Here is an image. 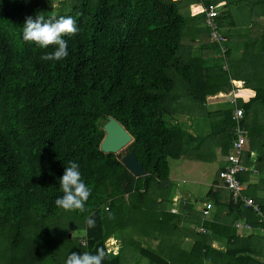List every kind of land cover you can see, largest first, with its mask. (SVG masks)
I'll use <instances>...</instances> for the list:
<instances>
[{
  "label": "trees",
  "instance_id": "16d2710c",
  "mask_svg": "<svg viewBox=\"0 0 264 264\" xmlns=\"http://www.w3.org/2000/svg\"><path fill=\"white\" fill-rule=\"evenodd\" d=\"M217 3L201 1V21L203 7L212 4L220 9ZM224 13L221 10L218 25ZM37 14L45 19L52 15L75 19L78 34L64 37L69 53L66 59L44 61L41 56L55 48L43 49L23 40L26 17ZM183 28L184 19L172 0H62L57 10L50 0H0V234L7 238L8 264H56L50 230L43 227V221L61 210L55 200L63 195L59 179L69 161L79 164L82 179L91 188L85 205L88 210L71 212L82 222L79 228L83 227L85 246L78 243V247L83 252L95 254L103 247L113 253L114 238L109 237L132 230L136 234L122 238L118 255L131 246L149 264H259L250 255L252 248L235 244L238 236L233 223L264 226L240 200L233 203L225 189L226 203L217 204L215 195L208 191L203 204L225 207L233 214V222L211 221L210 210L206 216L200 210L201 223H194L197 232L187 231L193 239L187 253H182L176 242H163V236L178 234L174 226L165 224V217L158 221L154 217L148 226L140 222L150 208L166 205L171 186L167 160L183 157L181 145L195 141L177 124L164 119L173 76L190 81L199 60H179ZM227 54L226 50L225 59ZM217 68L216 88L227 91L228 70ZM252 91L253 96L242 105L243 115L253 103L264 108V83L260 81ZM231 113L222 110L218 127L211 128V133H224L227 150ZM108 118L131 138L118 151L121 154L98 150L104 135L101 127ZM228 127L230 132L226 133ZM130 151L144 176H132L119 162L120 155ZM239 179L244 183L242 176ZM257 204L264 214V204ZM88 217L94 218V228L87 227ZM150 235L159 239V246H168L166 259L163 252L161 256L148 252L130 240ZM216 238L224 240L222 250L213 245ZM118 255H108L103 264H119ZM3 256L0 251V264Z\"/></svg>",
  "mask_w": 264,
  "mask_h": 264
},
{
  "label": "crops",
  "instance_id": "0c3cea01",
  "mask_svg": "<svg viewBox=\"0 0 264 264\" xmlns=\"http://www.w3.org/2000/svg\"><path fill=\"white\" fill-rule=\"evenodd\" d=\"M215 1H218L217 5L221 6L219 10H222L225 12L224 14H226L228 12L226 4H231L233 2L239 4L241 0ZM226 1L228 3H226ZM251 3V8L254 6L255 11L256 9L259 11L258 17L256 18L259 26L251 24L249 29H252V31L250 34L248 33L249 36L246 38L244 36L242 37L246 40L245 45L243 46L242 44V47L240 48L244 52L250 51L252 48L249 47L250 45L248 46L246 44L248 42L247 40L255 39L258 41L257 45L259 46L260 42L264 40V30L260 28V26L264 27V1L257 0L256 2ZM231 11H233V9ZM237 13L240 14L241 11H236L235 13H231V15H235ZM233 17H227L224 15L225 21L223 18L219 24L220 33L223 34L224 42L230 27H232L233 24H236V20L234 21L235 17ZM196 23L197 22L194 24ZM200 32L201 29L198 25H194V27H192L185 35L187 41H185L184 44L182 43V56H184V62L192 63L193 60L199 59L197 63L194 64L195 68H193V72L196 71L195 76H193L190 81H184L186 90L180 96L176 94L169 96L168 99H170V104L166 106L168 115L164 116V119L167 122L174 124L176 123L175 120L179 119L178 127L180 130L194 137L195 141L187 145L182 144L181 146L185 149L183 153L184 155L182 158L180 157L179 159H176L181 160V162L178 163V161L174 160L176 161V164L174 165V168L169 171L168 178L171 186L164 208L152 207L148 212L143 213L146 217L140 218L141 225L143 224L148 226L154 217L156 218V221H158L162 216L165 217V224L167 226H174V230L175 232H178V234L172 235V238L163 236V242H176L178 244L177 248L180 249L182 253L189 252L191 248L193 239L188 235L187 231L197 232V230L194 229V226L195 224L201 223L200 210H202L204 206V202H202L201 207L196 209L197 207L195 202L198 201L191 195L194 191L193 189L196 187H205V190L201 188L203 192L207 194V192L210 191L214 194L217 199V204L223 205L228 201L227 193L223 189L221 182L216 177L217 171L225 166L227 144L225 142L226 139L225 141L222 139V134L224 133L218 131L216 128L219 124L218 120L222 117V110L232 111V106L229 104L227 108H219L218 103L220 100H215V98H217L218 94H227L230 87L227 91L223 89L221 90L218 87L216 88L217 79L220 75L218 71L219 69L211 64L209 60V55L211 53L207 50V48H205L203 43L204 38L200 36ZM189 39L190 42L188 41ZM224 47L228 51L226 57L228 61L226 67L227 70H229L227 75L228 83L229 79H231L234 84H240V82L244 83V87L239 86L242 88H239L237 93L233 96L235 106L244 109V106L242 107V105L248 102V100L253 96V88L258 86L261 78L264 77V50L263 53H258L262 58L257 61V65L251 66L250 60L253 57L251 54L244 55L246 59L242 65V63L234 57L230 60V48L228 49L226 46ZM196 53H198V57L194 56ZM207 60H209V62H207ZM198 98L202 101L197 102ZM260 113L261 109L259 105L257 103H253L245 110L243 115V127H245V131L247 133L246 137L249 146L247 144L248 147L246 152L241 155V162L245 168V172L241 176L246 184V187L244 188V196L252 198L262 206L264 204V161L262 162L261 160L262 151L255 148V145L251 144L248 139V135L251 131L250 125L253 124L257 115ZM212 127H216L215 129L217 133L220 132V134H215L214 131L211 133ZM225 132L229 133L230 128L228 127ZM258 145L263 147L262 141L259 142ZM250 157L252 159L249 160ZM248 163H251V166H249ZM257 165H262L263 169L258 171ZM253 176L254 179H251ZM182 185L183 190L180 191ZM155 199L158 201L159 197L157 196ZM191 202L194 204H191ZM216 203L211 202L210 220L212 221L213 218H216L219 223L233 222V214L231 212L227 213L225 207L223 206L216 207ZM250 228V230H240L235 232L238 236V241L235 242V244L237 243L240 248H252L250 255L253 260L259 264H264V238L259 234L257 227L250 226ZM138 239L142 242H139ZM130 240L137 242L140 249L147 250L148 252L155 253L160 256L163 252V258H167L168 246H159V239L155 238L154 235L146 237L132 236ZM223 241L224 240L222 238H219V240L216 238L213 245L222 250L224 248ZM116 244L115 253L107 251L110 257H116L121 250L122 238L119 234L118 243ZM127 244H130V242ZM173 251L177 253L176 249ZM178 254L175 255L178 256ZM118 256L120 258L119 264H149V261L144 256L140 255L137 249H133L131 246H126Z\"/></svg>",
  "mask_w": 264,
  "mask_h": 264
},
{
  "label": "rangeland",
  "instance_id": "374dc122",
  "mask_svg": "<svg viewBox=\"0 0 264 264\" xmlns=\"http://www.w3.org/2000/svg\"><path fill=\"white\" fill-rule=\"evenodd\" d=\"M52 2V8L54 10H57L59 7V2L62 0H50ZM67 1L71 0H64V3ZM176 4V9L179 15L184 19V28L182 29L181 32V39H179V43H181V47L178 49V55H179V60L182 62L184 56H182L183 53V46L182 43L184 44L185 41H187L185 35L189 30L194 27V25H198V27L201 29L200 36L203 37V43L205 48L211 53L209 55V60L211 64L214 67H222L225 64L228 63L227 58L226 61L223 60L222 58H219L220 56L218 55V50L216 46L210 41L209 36H208V30L205 28L203 24V20L201 21V1L204 2L206 0H172ZM257 0H241L239 4L233 2L231 4H226L228 8V12L224 15L227 17H233L234 21L236 24H233L232 27H230L229 32H227V37L225 38V42H223V46H226L228 49L230 48V60L232 57L236 58L238 61H240L243 65L245 61L244 55H250L253 56L250 60V65L254 66L257 65V61L260 60L262 57L259 56L258 53H263L264 50V40L260 42V46L257 45L258 41L255 39H250L247 40L248 42L246 43L249 47H252L250 51L244 52L240 48L245 45L246 40L242 38L243 36L246 38L248 37V33L250 34L252 29H249L250 25L253 24L254 26H259L257 24V17L259 11L254 9V6L251 8L252 4L251 2H256ZM264 1V0H263ZM226 3H228L226 1ZM233 9V11H231ZM250 9V10H248ZM260 9V8H259ZM236 11H241V13H237L235 15H231V13H235ZM264 13V12H263ZM225 21V18H224ZM197 22L196 24H194ZM261 29L264 30V27L260 26ZM206 34V35H204ZM226 34V33H225ZM207 37V38H206ZM190 42V39L188 40ZM195 57H198V53L194 54ZM236 56V57H235ZM264 58V57H263ZM207 60V62H209ZM206 62V63H207ZM209 64V63H208ZM246 64V63H245ZM207 65V64H206ZM229 72V70H228ZM170 77L172 78L171 74L169 73ZM227 77V75H226ZM174 80L173 81V87L172 90L169 94V96H172L173 94L176 95H181L185 90H186V85L185 82L179 78V81L176 80V78L173 76ZM262 83H264V77L260 80ZM183 88V91H182ZM166 97L165 100V106H168L170 104V99ZM227 96L226 94H222V96H219L215 98V100H221L218 103L219 108H227L229 106V103H227ZM261 113L257 115V118L254 120L253 124L250 125L251 131L248 135V139L251 144L255 145V148H257L259 151H262V157L261 160L262 162L264 161V147H261L258 145L259 142L263 140L264 137V108H262ZM177 114V113H174ZM177 125H179V119L175 120ZM170 123V122H169ZM173 124V123H170ZM250 136V137H249ZM183 143V142H182ZM246 143H248L247 137H246ZM249 145V144H248ZM261 147V148H260ZM229 150H227V153ZM118 154H121L120 152H117ZM116 153V154H117ZM123 155H120V158ZM182 158V157H181ZM248 158V157H247ZM252 159L251 157L249 160ZM178 163L181 162V160H176ZM176 161L168 159V167L169 171H171L174 168V165L176 164ZM249 166H251V163H248ZM258 171L262 170V165H257ZM213 178V177H212ZM211 178V179H212ZM210 179V178H209ZM251 179H254V176L251 177ZM246 187V186H245ZM203 190H205V187H201ZM201 188H194L193 193L191 194L198 202H195L196 204V209L201 207V203L207 200V197L205 196V192ZM182 191L183 190V185L180 188ZM191 204H194L191 202ZM62 209L51 219L43 221V227L47 228L50 230V239H51V252L52 256L56 260V264H65L67 257L69 254L72 252H76L78 254H83V250L78 247V241L82 239L83 237V227L79 228V225L82 223L80 219H76L71 212H61ZM26 232H29L30 230L26 228ZM136 231V230H135ZM75 232L74 237L72 236V233ZM123 232V231H122ZM1 233V232H0ZM28 233H26L27 235ZM118 234L120 235L121 238H125L129 235H135L136 233L129 231L125 232L124 234L118 233V231L115 234H112L111 237L109 238H114V242H112V249L113 253L116 252V242L118 240ZM7 238L4 236V234H0V246H1V252H3V261L1 260V264L5 263L8 264V258H9V251L7 248ZM84 240V239H82ZM139 242H142L140 239H138ZM146 242V241H144Z\"/></svg>",
  "mask_w": 264,
  "mask_h": 264
},
{
  "label": "clouds",
  "instance_id": "9594fccd",
  "mask_svg": "<svg viewBox=\"0 0 264 264\" xmlns=\"http://www.w3.org/2000/svg\"><path fill=\"white\" fill-rule=\"evenodd\" d=\"M78 32L79 28L76 21L71 16L52 15L45 19L44 15L37 14L35 18L32 16L26 17L22 38L25 42L33 43L43 49L55 48L53 52L42 55V60L61 61L69 55L68 43L64 37L74 36ZM59 184L63 195L55 200V205L58 208L66 212L79 211L80 213L88 210L85 205L91 195V188L83 181L78 163L69 161L62 177L59 179ZM95 223L92 217L86 219L88 228H94ZM74 235L75 232L72 233L73 237ZM107 256L108 252L103 247L96 249L95 254L72 252L67 257L65 264H103Z\"/></svg>",
  "mask_w": 264,
  "mask_h": 264
},
{
  "label": "built area",
  "instance_id": "2783aa9c",
  "mask_svg": "<svg viewBox=\"0 0 264 264\" xmlns=\"http://www.w3.org/2000/svg\"><path fill=\"white\" fill-rule=\"evenodd\" d=\"M221 10L212 4H208L203 7V24L208 30V36L210 41L216 46L218 50V55L220 58L226 61L224 54L226 53V48L222 45L224 42V37L220 33V28L217 23V18ZM222 70L226 71V64L221 67ZM243 82L240 84H234L231 79H229L230 90L226 94L228 97L227 101L232 106L231 113V136L229 140V152L225 157V166L217 171L216 177L221 182L223 189H225L231 197V201L236 203L238 200L241 201L242 207L250 209L254 213L258 220L257 222L263 224L264 226V214L259 210V205L248 196L242 195L245 188V183L240 182V176L245 172V168L241 162V155L247 150L246 136L247 133L241 124L243 111L241 108L235 106V101L233 96L237 93V86H243ZM222 96L218 94L217 97ZM224 100V99H221ZM220 100V101H221ZM210 210V203H205L201 214L206 216ZM233 227L237 230H250V226L241 221L233 223ZM261 236H264V227L257 229ZM79 244L85 246L84 240H80Z\"/></svg>",
  "mask_w": 264,
  "mask_h": 264
},
{
  "label": "water",
  "instance_id": "95a60500",
  "mask_svg": "<svg viewBox=\"0 0 264 264\" xmlns=\"http://www.w3.org/2000/svg\"><path fill=\"white\" fill-rule=\"evenodd\" d=\"M101 130L104 135L98 150L104 154H115L131 142L130 136L114 119L108 118L102 125ZM119 162L132 176H144L142 166L136 160L132 151L123 155Z\"/></svg>",
  "mask_w": 264,
  "mask_h": 264
}]
</instances>
